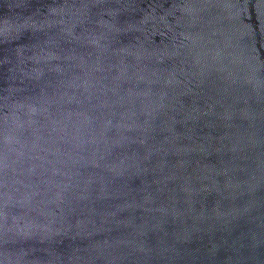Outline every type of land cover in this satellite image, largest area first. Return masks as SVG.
Wrapping results in <instances>:
<instances>
[{"label":"water","instance_id":"95a60500","mask_svg":"<svg viewBox=\"0 0 264 264\" xmlns=\"http://www.w3.org/2000/svg\"><path fill=\"white\" fill-rule=\"evenodd\" d=\"M0 264H264V0H0Z\"/></svg>","mask_w":264,"mask_h":264}]
</instances>
